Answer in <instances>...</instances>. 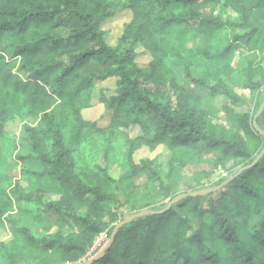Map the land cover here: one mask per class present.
Returning <instances> with one entry per match:
<instances>
[{
	"label": "trees",
	"instance_id": "obj_1",
	"mask_svg": "<svg viewBox=\"0 0 264 264\" xmlns=\"http://www.w3.org/2000/svg\"><path fill=\"white\" fill-rule=\"evenodd\" d=\"M122 10L130 11L131 19L113 45L103 23ZM174 25H185L188 36H203L196 54L209 64L208 73L193 76L192 63L181 53L178 65L191 82L208 87L213 99L224 96L219 111L235 125L214 122L202 96L190 93L168 66L163 38ZM235 42L253 43L260 52L240 53L216 70L211 62L216 47L225 55ZM138 44L151 53L143 65ZM110 78L115 91H100L106 122L87 118L95 86ZM229 81L254 94L255 111ZM263 101L264 0H0V161L10 143L7 124L19 115L30 117L33 122L23 125L10 154L19 150L21 161L37 160L43 169L24 174L47 176L60 187L26 192L17 183L9 191L11 180L0 171V228L6 217L21 234L10 245L0 241V264H85L107 246L121 220L144 210L131 199L132 191L123 200V180L95 162L98 155L85 148L93 139L105 143L106 158L123 143L126 176L158 184L165 202L148 209L165 211L123 225L91 264H264V155L255 162L264 149V109L255 117ZM62 113L73 124L68 141ZM160 145L169 149V165L179 171L206 150L217 165L234 161L239 168L229 177L248 167L218 190L167 208L181 194L169 182L170 168L157 157L135 158L142 148ZM253 212L261 216L260 225L247 229ZM26 214L39 224L48 215L58 228L33 230L22 223ZM69 221L81 229L66 232ZM103 233L107 242L91 252Z\"/></svg>",
	"mask_w": 264,
	"mask_h": 264
},
{
	"label": "rangeland",
	"instance_id": "obj_2",
	"mask_svg": "<svg viewBox=\"0 0 264 264\" xmlns=\"http://www.w3.org/2000/svg\"><path fill=\"white\" fill-rule=\"evenodd\" d=\"M131 19V13L128 10L118 11L115 17L108 18L103 23V28L107 31L108 41L115 45L117 44L119 38L121 37L124 26L127 21ZM231 41V40H230ZM163 46L165 51L167 52V63L168 66L173 68L176 72L178 81L181 85H183L190 93L199 94L202 96V105L206 109H211L213 112V121L221 122L226 125H232L235 123H229L226 120V116L224 112H220L219 109L221 105L225 102L224 96L219 95L217 98L213 99L210 89L208 87L197 85L191 82L186 78L185 68L183 66H179L178 62L182 63L178 59V53L183 54L186 60H189L192 65L190 66V70L192 75L195 77H203L207 72V64L206 60L198 56L196 54L197 50L203 46V36L194 33L191 36L187 35L185 25H174L172 26L164 35L163 38ZM253 43L248 44L246 42H235L234 48L228 51L225 55H220L218 52V48L214 50V57L212 58V64H215L216 70H219L225 64L234 63L238 54H247L250 52H255L258 54L260 51L257 47L252 50ZM136 49L139 51L138 62L146 64L147 61L151 58L150 51L143 44H138ZM213 84L214 80L211 81ZM230 88H233L238 94H240L246 101H248L251 105V111L256 110L255 104V96L249 90L245 89L239 84L228 82ZM116 88V81L114 78L107 79L102 82H98L95 86V91L93 95V106L84 110V114L87 118L92 120H97L101 123L106 122L108 118L109 112L107 111L103 102L100 101V91L103 90L107 95L112 94ZM217 111V115L215 112ZM61 118L64 120V124L66 127V140L69 139V131L72 129L73 124L70 117L67 114H60ZM32 119L30 117L19 115L14 118L9 124H7L5 130L6 134L10 139V143L7 144L6 153L7 158L0 161V171L5 174L10 180L11 184L8 190L10 191L17 183H20L22 189L26 192H32L38 189L46 190V191H59V185L53 181L51 178L45 176H29L24 174V169L30 170H42L43 167L40 165L37 160L30 159L26 162L21 161L18 158V152H13L10 154L13 149V142H20L22 139V128L25 123H32ZM122 142V141H121ZM105 143L99 139H93L90 143L85 145V148L98 156H94L95 162L103 163L110 173L116 179H122V190L121 197L123 200H127L128 192L132 191L131 199L136 200L139 205H144V210L148 209L149 206L153 205H161L164 201V195L159 189V185L149 182L146 178L141 177H133L129 178L126 176L129 166L125 164L123 159V153L127 150V147L120 143L118 151L115 153H110L106 158L104 150L102 146ZM20 152L26 154L28 152L25 146H22ZM149 156L151 158L157 157L159 159L160 164L169 171L171 170V177L169 179L170 184L173 187L174 193H182L189 188H200V187H209L213 183H217L221 179H226L231 176L232 172L239 167L236 166L233 160H228L224 162V164L217 165V158L212 151L206 150L203 155L199 157L195 155L188 165L181 171L172 167V164L169 165L170 161V151L166 146L160 145L155 150H151L147 147L142 148L135 155L136 159L141 157ZM91 159V157H89ZM240 165V164H238ZM208 173V174H205ZM250 175V174H249ZM204 182V183H203ZM204 185H203V184ZM264 188V185L261 184ZM132 202V201H131ZM0 203L3 201L0 199ZM264 204V203H263ZM124 210H126V215L129 213V206L124 205ZM262 214H264V205L262 209ZM9 215V214H7ZM22 223L31 227L36 231H46V229L56 230L58 228V224L55 222L56 220L53 218H49L48 215H45L43 218L42 224L30 214H26L21 218ZM261 216L257 215V213L253 212L248 220L247 229H251L252 227H257L260 225ZM81 227L77 226L73 222L69 221L66 224L65 231L72 232L78 231ZM21 234L19 231L12 226L7 218L3 219L1 222L0 228V241L6 242L8 245L11 244L12 239L16 237H20ZM107 242V234L103 233L97 240L92 248L91 252H93L96 248L101 246L103 243ZM90 252V253H91Z\"/></svg>",
	"mask_w": 264,
	"mask_h": 264
},
{
	"label": "water",
	"instance_id": "obj_3",
	"mask_svg": "<svg viewBox=\"0 0 264 264\" xmlns=\"http://www.w3.org/2000/svg\"><path fill=\"white\" fill-rule=\"evenodd\" d=\"M264 109V101L262 102L261 106H260V109L257 113V115L255 117H257ZM264 155V149L260 152V154L257 156L255 162H257L262 156ZM248 166L240 169L237 174H240L244 169H246ZM236 174V175H237ZM235 175V176H236ZM233 176V177H235ZM233 177H229L225 182H223L222 184H220L219 186H212V187H206V188H203V189H200V190H196V191H193V192H185V193H181L179 195H177L175 198H173L168 207L167 208H170L172 207V205H174L175 203H177L180 199L184 198V197H187V196H197V195H204V194H208V193H211L213 191H216L218 190L220 187H222L223 185L227 184L229 181H231L233 179ZM162 211H165V210H162ZM162 211H154L152 209H146V210H142V211H138V212H135L129 216H127L126 218H124L123 220H121L114 228L112 234H111V237H110V240L107 244V246L101 251L99 252L95 257H93L91 260H89L88 262H86L85 264H91L92 262L96 261L100 256H102L106 250L108 249V247L111 245V243L113 242L114 240V237L116 235V233L119 231V229L129 223V222H132L134 219L138 218V217H142V216H145V215H148V214H152V213H158V212H162Z\"/></svg>",
	"mask_w": 264,
	"mask_h": 264
}]
</instances>
